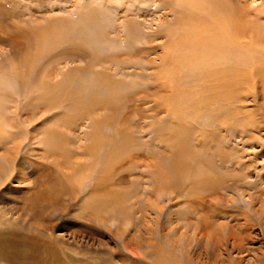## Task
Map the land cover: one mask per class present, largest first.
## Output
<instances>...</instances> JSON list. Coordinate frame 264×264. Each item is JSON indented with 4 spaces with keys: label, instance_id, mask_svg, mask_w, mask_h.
I'll return each instance as SVG.
<instances>
[{
    "label": "rangeland",
    "instance_id": "obj_1",
    "mask_svg": "<svg viewBox=\"0 0 264 264\" xmlns=\"http://www.w3.org/2000/svg\"><path fill=\"white\" fill-rule=\"evenodd\" d=\"M154 2L155 0H0V4L5 11L0 19V102L5 107L11 106L13 102L11 103L10 100L13 98L16 101L15 104L20 106L21 109L27 108L30 111L33 109V111L39 112L33 119L34 121H31L32 123L28 124L26 116L22 117L24 123L21 119L18 121L19 125H17L15 119V121H12L14 124L9 122V125L5 128L6 133H18L20 135L18 142L0 138V144H2L0 145V152L5 150L2 147L4 144L7 147L16 145L14 147L16 150H13L18 152V160L15 163L16 172H14L13 176H19L23 180L22 183L8 180V186L0 188V195H2L3 199L11 201L13 195L18 194L19 190H23L20 194L24 192L23 195L21 194L22 199L25 195L29 196L28 192L30 195L32 193L31 196L35 192H41L42 195L46 196L45 198H51L49 195L51 193L52 198L56 199L55 193L59 192L56 178L64 181L69 175L65 176L63 174L65 173V159L68 160V158H73L72 161L75 159L76 163L83 162V166L91 163V171L88 170L87 173H82L83 181L86 184L92 174H98L102 179L112 173H117L118 176H128L127 182L123 181L113 187V190L117 191L116 194L124 190V194L128 195V192L139 186V182L131 175L132 172H134V175L140 173L139 165L143 166L142 172L146 173L147 166L144 165L153 164V167H155L154 165L158 162H156V159L160 158L164 162L161 164L168 166L167 163L173 161L174 164L179 157H185L188 154L197 152L203 155L205 153V156H211V166L215 170L214 172L212 171L213 174L215 172H223L227 173V175L231 174L233 178L244 176L242 178H245L246 184L240 186V192L248 194L243 195V198L238 197V201L233 200L234 205L248 208L254 212L264 209V202L259 200L264 198V102L261 98L255 101L252 97L253 95L248 96L244 103L246 106L244 109L251 113V118L258 120L257 109L261 108L259 112L262 113L263 118L261 119L263 120L260 119L261 121L258 124H261L262 127L258 128L257 124L251 125L250 131L241 134V136H238V132L235 133L233 131L232 134H228L216 129L215 125H211L214 118H210L211 120L208 121L210 125L208 124L206 127L203 126L204 124L202 123L204 122L201 120L197 123L194 122L195 118L191 104H193L195 96L192 92L190 93V88L188 93H185L184 90V85L186 86L184 84L185 79L192 74L191 67L185 64L181 68L180 63L192 59L201 64L203 60L195 52L189 53L185 45L180 43V45H177V49L181 51L180 56H176L173 61L177 68L171 67L172 73L166 80L168 90L161 92L163 98L166 97L168 99L177 92V97L173 96L175 104V107L173 106L174 114L162 112V104V107L158 104L159 109H154L155 101L149 102V98L145 100L143 96L139 98V95L136 96L141 89H144L147 93L150 88L155 90L160 88H155L154 83L148 79L144 80V86L135 87L132 84L133 81L136 82L140 79L133 74L132 65L145 64L143 61L152 60L156 58L155 56H157L156 59H159L163 55V48L168 42V37L164 33L166 29L165 22H168V25L173 27L176 19L180 16L178 14V6L174 5V1H171L172 8H167L166 10L164 6H162L164 9L161 8L158 4L159 2H157L158 5ZM235 2L241 4L240 0H235ZM241 2L244 3L243 8L245 10L251 7L261 9L260 11L264 9V0H242ZM210 4L211 7L209 9L213 11V15H217V7L211 0ZM170 10L172 11L170 12ZM137 15L140 16L137 17ZM194 17H190L191 20ZM263 20L262 18H253V15L250 18V22L258 28H264ZM127 21L131 23L130 27H132L133 23H135L134 27L141 23L148 36L153 35L146 42L135 40L134 43L140 44L131 46V40L129 41L127 36L129 28L125 27H129ZM117 29L120 31L119 33H117L118 31L115 32ZM152 48L153 50H150ZM148 50L149 52L146 53ZM119 56L130 59L126 62H120ZM140 56L143 60H138ZM159 63H162V61H157V64ZM106 67H109V73L114 76L104 77L106 74L109 76L104 69ZM122 67L123 70L121 69ZM120 69L122 72L130 74L119 76L116 72ZM17 71L22 72V75H20L22 79H16V76H18L16 75ZM117 79L126 83L120 82L121 88L116 87L117 84L114 82ZM123 83L127 84L128 87H125L127 85ZM95 86L98 89L96 97L88 98V94L92 91L95 93L93 90ZM114 90L118 91L119 95L111 96L108 101L104 99L102 101L105 102L104 108H98L99 105H96V103L101 96L108 97V94L114 93ZM152 93V98H156L158 92L150 90V94ZM201 97L198 96L200 103L202 101ZM18 110L15 105L12 106L9 120H12L11 117L14 118L13 112ZM149 115L155 116L151 119L148 117ZM98 117L103 118V125H101L100 135L98 136L103 148L94 149L91 155H87L86 151L85 154H82V149L78 150L77 148L80 145L79 140L88 136L87 139L84 138L83 144L88 143L87 146L90 145L91 136L88 134L92 130L91 118L96 119ZM189 118L191 121L193 120V125L195 126L191 125ZM153 119H155L157 124V132L153 131L156 127L152 123ZM182 120L184 121L182 122ZM141 128L143 129L141 130ZM195 128H199L201 131H195ZM174 131H176V134L183 133L180 134V137H176V135L174 136ZM201 133L203 136L200 138L198 136ZM2 135L3 132L0 133V136ZM45 135L49 139L50 147L44 144L47 141L46 139L44 140ZM49 135L51 138L48 137ZM203 138L207 142V147H203L198 142L202 141ZM184 144L185 146H183ZM170 147L173 148L171 149ZM185 147L189 148L191 153L187 152L188 149H184ZM220 147L222 148L220 149ZM65 151L73 152L65 154ZM96 154L98 155L96 156ZM225 155L231 157L232 161L229 162L230 165L228 164L224 168L219 159L220 156ZM108 159L110 162L107 161ZM237 160L239 164L234 165L233 163ZM134 168L136 169L132 171ZM170 169L172 168L168 166L169 171ZM191 174L194 173L191 172ZM84 182L81 183L80 189L86 185ZM96 182L98 183L97 180L94 181V183ZM222 193L227 198L231 196L237 197L238 195L235 190L234 192L222 191ZM113 194L111 193L110 195L103 191L99 194L85 196L82 193L79 199L82 203L80 201V204L67 201L70 205L60 212L61 217L54 218L52 224H48V218L45 220V215H43L45 229L43 227L41 230L44 235L50 234L49 237H53L51 239L55 242H52V244L55 249L57 248L55 252L58 251L61 257L58 262L51 258L46 248L44 249L46 252L42 254L41 250L43 247L37 246L40 243L36 242L35 239H40V242H43L50 238L48 239L46 235L47 239L43 238L38 229H35L34 226L33 228L29 227V223L33 221L31 210L27 212L30 214L27 220H23L24 215H22V218H18V214L26 213L23 210L17 211L18 205L23 209L26 204L12 200V203H16L17 209L10 211L9 218L12 217L11 221L14 220V222L17 220L15 223L20 224V226H17V224L13 227L9 225L0 226V249H3L0 250V255L4 258L2 259L0 256V264H55V262L56 264H62L64 260H66L65 264H80L78 261H81L82 257L96 258L97 251L103 256L104 261L108 260L110 262L109 264H158L159 260L166 262L164 259L167 257L175 259V262H173L172 258H167L168 261L172 259L173 263L179 261L178 264H180L182 261L179 256L180 252H175L176 250L169 245V241L172 239V233L170 234L169 229L173 228L174 234H177L175 236L178 238L183 237L181 232H190V230L186 229L179 230L178 224L180 221H174L181 205H176L175 201L165 200L164 197L160 201L161 206H164L163 214L154 213L155 211L153 210V215L148 217L149 220L144 221V228L139 227V222L142 223L140 217L151 206V203L148 204L147 199L144 198L145 194L140 202L133 203L132 208L126 203L124 207L122 206L123 211L132 210V216L136 218L137 222L133 227L129 228V233H126L125 237L136 235L135 242L140 239L145 240L143 243L151 240V243L156 247L150 249L147 254H144L143 251H138L135 254L133 251L123 247L119 239L114 236L115 225L106 221L112 214L111 211L114 210L115 194ZM253 197L255 198L253 199ZM64 198L58 197L60 201L62 199L61 202H65ZM115 200L117 202V199ZM26 201L29 200L26 199ZM134 201L137 200L133 199ZM250 201L252 202L251 206L248 203ZM83 202L86 204H83ZM54 204L58 203L55 201ZM9 206L7 208H10ZM59 206L62 207L61 205ZM154 208L157 209L156 206ZM77 212L80 213L79 216ZM81 215L86 217L90 215L92 220H88L84 216L81 217ZM254 217L258 225L249 231L251 234L245 240L246 245L242 255L244 258L243 264H251L255 259L263 260L264 214ZM167 219H173V221L168 222L169 220ZM54 223L56 225L53 227ZM51 229L55 231L52 232ZM148 229H153L154 235L149 233ZM168 232L167 237L164 234ZM41 239L45 240L42 241ZM160 248L163 249V252H166L163 253L162 250H159ZM166 249L168 252L171 251L168 253L169 256L166 254ZM171 249H173V253ZM225 250L226 252H222L223 255L220 258H226L229 254L236 257L237 252L232 251L230 246H226ZM160 251L162 253H159ZM154 252L155 254H153ZM66 254H68V257ZM186 263L185 261L183 262V264Z\"/></svg>",
    "mask_w": 264,
    "mask_h": 264
},
{
    "label": "bare ground",
    "instance_id": "obj_2",
    "mask_svg": "<svg viewBox=\"0 0 264 264\" xmlns=\"http://www.w3.org/2000/svg\"><path fill=\"white\" fill-rule=\"evenodd\" d=\"M171 1H174V5L178 6V9H179L178 14L180 16L176 19V23L174 24L173 27H170L171 25H168V22H165L166 29L164 33L168 37V42L163 48V55L160 56L159 59H156L157 56H155L156 58H153L152 60L143 61L145 64L141 63V64L132 65L133 72H134L133 74L137 75V78L140 79L139 80L140 82L139 81H136V82L133 81V83L131 82L135 87L139 88V87H142V85L144 86L146 79H148L149 81H152V83H154L155 88H160V89L155 90L154 88L153 89L150 88L149 90H147L148 91L147 93L144 91V89H141V91H138L136 96L139 95L138 98L143 96L145 100L149 98L150 100L147 99L149 102L155 101L156 104L153 103L154 109H159L158 108L159 105L161 106L162 104L163 106L162 112H166V113L170 112L172 113V115L174 114L173 108L175 107L174 106L175 104H174L173 96H176L177 92L173 96H171V98L169 97V99L166 97L163 98V96L161 95V92L163 90L165 91L168 90L166 80L168 79L169 75L172 73L171 67L177 68V66H175L174 65L175 63L173 62L174 58L176 56H180V53H181V51L177 49V45H180V44L185 45L189 53L195 52L196 55H198V57H200L203 60L201 64L195 62V60H192V59L187 62L184 61L180 63V66H182L181 68H183L185 64L186 66L188 65L189 67H191L192 74H190L185 79L184 84H186V86L184 85V90H185V93H188L189 88H190V93L192 92L195 96L193 99V104H191V109L193 110V116L195 118L194 122L197 123L201 120L202 122H204L202 123L204 124L203 126L206 127L208 124L210 125L208 121L214 118L213 123L211 122V125H215L216 129L224 131L228 134L229 133L232 134L233 131L235 133L238 132L239 133L238 136H241V134L250 131L251 125L254 126L257 124V127L261 128L262 127L261 124H258V122L263 120L261 119L263 118V115L262 113L259 112L261 108L257 109L259 119L254 120L253 118H251V115H250L251 113L247 112L244 109V107H246L244 103L246 99L248 98V96H251V95H253L252 97L255 99V101H258V99L261 98L264 102V28H258L250 22V18L252 17V15H253V18L264 19V9L260 11L261 9H256V8L251 7L245 10L243 8L244 3L241 2L242 0H240L241 4H239V2H235V0H211V2L217 7L216 10L218 11L217 15H213L214 14L213 11L209 9L211 7L210 0H159V1L155 0L154 3L157 4V2H159L158 4L161 6V8L164 9L162 7L164 6L166 10L167 8L169 9L172 8ZM171 11L172 10H170V12ZM189 11L190 13H188ZM4 12H5L4 8L0 4V19L3 17L2 14H4ZM138 16L140 15H137V17ZM192 16L194 17V19L191 20ZM130 24L131 23H129V27L128 26H125V27L129 28V31H128L129 33L127 36L129 38V41L131 40L130 41L131 46L133 45L135 46V44H140V43H134L135 40H138V42L139 41L146 42V40H148L153 35L152 34L148 36V34L144 30V27L142 26L141 23L135 27H134L135 23L132 24V27H130L131 26ZM115 32L119 33L120 31L117 29ZM150 50H153V48ZM148 52L149 50L146 51V53ZM115 53H118V52H115ZM183 53L186 54L185 51H183ZM149 54L151 55V53ZM119 57H120V62L121 61L126 62L128 59H130V58H121V56ZM116 58L119 59L118 57ZM138 60H143V59L140 56ZM157 61H160V62L162 61V63L157 64ZM104 69L109 74V76L106 74L104 76L105 78L114 76V75H111V73H109L110 72L109 67H106ZM121 69L123 70V67ZM121 69L116 72V74H118L119 76H123L124 74H126L127 76V74H130V73L122 72ZM150 70L151 71L153 70V72H151ZM16 75H18L16 76L17 80L22 79V77L20 76L22 75V72L17 71ZM0 76H1V73H0ZM120 82L126 83L125 81H120L119 79H117L114 82L115 84H117L116 87L121 86L119 85ZM124 85H127V84H124ZM192 85H193V88H192ZM0 86H1V78H0ZM125 87H128V85ZM93 90L95 93H93V91L91 93L89 92L90 94H88V98L96 97V94H97L96 91L98 90L97 87L96 86L93 87ZM150 90L157 91L158 93L156 94V96L157 97L160 96V98L158 99L157 97L152 98L153 93L150 94ZM14 92H15V89H14ZM113 92L114 93L108 94V97L101 96L102 95L101 93L100 95L101 98L96 103V105L100 106V107L98 106V108H102V109L104 108L103 106H105V102H102L104 99L108 101L111 96L119 95L118 91L114 90ZM198 96H202L201 103L198 100ZM162 99L163 101H161ZM179 100L181 101V99ZM10 101L11 103L13 102L12 105L9 102L11 106L8 105L6 107L0 102V128H1L0 133L3 132V135L0 136V138L9 139L12 141L15 140L14 142H18L19 140L18 138L20 136L18 133H6L7 131L5 128H7V126L9 125V122L13 123L12 121L16 120L17 125H19L18 121L21 119V121L24 123L22 117L26 116L27 117L26 121L29 124L31 121H34L33 119L36 117L37 114H39V112L37 113L35 110L33 111V109L32 111H30L27 108L21 109L20 106L15 104L16 101H14L13 98ZM14 105L16 109H19V110L17 112H13L14 118L11 117L12 120H9V113L11 112V108ZM154 116L155 115H149L148 117L152 119L154 118ZM91 119H92V127H91L92 130L88 134L91 136L90 145L87 146L88 143L83 144L84 138L85 139L88 138V136H86V137L80 138L79 140L80 145L77 147L78 150L82 149L81 150L83 151L82 154L83 153L85 154V151H86L87 155L88 154L91 155L94 149L97 150V148H101V149L103 148L101 146V143L98 140V136L100 135L99 131L102 127L101 125H103V122H102L103 118L98 117L96 119H93V118ZM184 120H182V122ZM194 122L192 120L191 125H193ZM152 123L153 125H156L153 131L157 132V124H156L155 119L152 120ZM142 129L143 128H141V130ZM134 131H135V128H134ZM195 131L200 132L201 129L195 128ZM174 133H175L174 136L176 135V137L178 136L180 137V134H182L183 132H181L180 134L179 133L176 134V131H174ZM45 136L46 137L44 138V140L46 139L47 141L44 142V144L46 146H49V139L47 138V135ZM202 136L203 134L201 133L200 136L198 137L201 138ZM48 137L51 138L50 135ZM198 142H200L203 147H207V142L204 140V138L202 139V141H198ZM183 146H185V144ZM2 147L5 150L3 152H0V188L1 187L6 188L8 186L7 184L8 180L10 181L14 180V182L16 183L18 182L22 183L23 180L19 176L18 177H16V175L13 176L14 172H16L15 163L18 160V157H17L18 152H15L13 150L15 149L14 147H11V146L7 147L5 146V144ZM221 148L222 147H220V149ZM184 149H188L187 152L191 153L189 148L185 147ZM72 152L73 151H70V152L65 151V154L66 153L69 154ZM97 155L98 154H96V156ZM225 156H220V159H219L220 163L224 165V168L226 165L229 164V162L232 161L231 157H228L227 155ZM152 157H153V154H152ZM72 159L73 158H68V160L65 159V168H64L65 173L63 174L65 176L69 174L66 177V179L62 181L63 179L56 178L57 184L59 185L58 186L59 192L55 193L57 197L56 199L52 198L51 193L49 194L51 196V198L49 197L50 199L45 198L46 196L42 195L41 192H35V193L33 192L34 193L33 196H31L32 193L30 195L28 192L29 196L25 195L22 199L21 194L23 195L24 192L20 194V192L23 190H19L18 194L13 195L12 200H16L18 202H22L26 204V207L22 209V207L18 205V209H17V205L15 202L12 203L11 202L12 200L11 201L5 200L2 198V195H0V201H1L0 226L9 225L13 227L15 224H17V226L18 225L20 226V224L15 223L17 220L15 222L14 220L11 221L12 217L9 218L10 211L11 210L15 211V209H17V211L23 210V212H26V213L18 214L19 216L18 218H22V215H24L23 220H27V217L30 215L27 212L31 210V217L33 221L32 223H29L30 224L29 227L33 228L34 226L35 229H38V231L41 233L43 238L45 237V235L48 236V239L50 238L49 240H46V241H43L45 239L43 240L41 239L43 242H40V239L39 240L35 239L36 242L40 243L37 246L43 247V249L41 250L42 254L46 252L44 250L46 248L51 258L57 260L58 262L59 260H61V257L58 254V251L55 252L57 248L55 249V247L52 244V242H55L54 240L52 241L51 239L53 237H49L50 234L44 235L41 230L43 229V227L45 229V225L43 224L44 223L43 215H45L44 217L45 220L48 218V221H47L48 224H52L54 218L57 219L58 216L61 217L60 212L66 209L70 205V203L68 204L67 201L79 203L80 201L79 199L82 193L85 196H87V195H92V194H99L104 191L105 193H109L110 195L111 193H114L115 199H117V202L114 199V202H113L114 210L111 211L112 214H110V217H108V220H106L108 222H111V224L115 225L114 236L117 239H119V241L122 243L124 248L130 251H133L135 254H137L136 252L138 251H143L144 254H147V252H149L150 249H153L155 247V245L151 243L152 242L151 240H147L145 243H143V241L145 240H142V239H140L138 242H135L136 235L127 236V238L125 237V234L129 233V228L133 227L134 224H136L137 222H136V218H133L132 216V210L127 208L128 210L123 211L122 206L124 207L126 203V205L131 206L132 208L133 203L140 202L143 199V196L145 194L144 198L147 199L148 204L151 203V206L149 205L150 207H148V210L144 212L143 216L140 217V220L142 221V223L139 222L140 224L139 227L144 228V225H145L144 221L149 220L148 217L153 215V210L155 211L154 213H157L160 215L163 214L164 206H161L160 201L161 199L165 197V200L175 201L176 205H181L178 213L176 214L174 218V221L176 222L180 221L178 224L179 230L180 229L190 230L189 233L181 232V236L183 237L178 238L177 236H175L177 234H174V229L173 228L169 229L170 234L172 233L171 234L172 239L171 241H169V245L173 249L176 250L175 252L177 251L180 252L179 253V256L181 258L180 260H182L180 264H183L184 261L185 263L188 262L191 264H243L242 261L244 260V258L242 257V255L244 254V247L246 245L245 240L249 238L251 234L249 231L253 230L254 227L258 225L254 216H258V215L262 216L264 214V209H262L259 212L258 211L254 212L253 210H250L248 208H244V207L233 204L232 202L233 200L238 201V197L243 198V195L248 194L246 192H242V193L240 192L241 191L240 186H243L244 184H246L244 180L245 178H242L244 176L233 178L231 174L227 175V173H223V172H220V173L215 172V174H213L215 170H213V167L211 166L212 158L209 155L205 156V153L203 155V154L196 152L194 154H188V156H185V157L183 156L179 157L177 160H175L174 164H173V161L171 160L172 162L167 163L168 166L172 168L170 169V171L168 170L167 165L161 164L163 161H161V159L159 158V159H156V162L157 161L158 162L157 163L155 162L156 163V165H154L155 167H153V164L144 165V166H147L145 170L146 173L142 172L143 166H140V165L138 167V169H140V173L138 175H134V172L131 173V175L134 176V179H136L139 182V186L138 188L132 189L130 192H128V195H129L128 196L127 194H124L125 191L121 190L120 188L119 189L121 191H119L117 194H116L117 191H114L115 189L113 190V187L116 186L117 184H120L123 181L127 182L128 176L126 175L118 176L117 173H112V174L107 173L110 175H107V177H104L102 179L100 175L96 174L98 175L96 176L95 174H92V176L90 177V179H88L89 181H87V184H86L83 181L84 178L82 177V173H85V172L87 173L88 170H90L91 163H89L90 165L83 166V162H81L82 164L76 163V160L74 159V161H72ZM109 159L107 160L108 162H110ZM92 164L94 165V163ZM233 164L234 165L239 164L238 160L235 161ZM135 169L136 168L132 169V171H134ZM103 170L102 172L105 174ZM191 172H193L194 174H191ZM85 176H87V174H85ZM95 180H97L98 183L97 182L94 183ZM82 182H84L86 185L83 186L82 189H80V185ZM234 190L238 192L237 197L231 196L230 198H227V197H224L222 193V191L234 192ZM69 196L71 197L69 198ZM58 197L62 199L65 197L64 198L65 202H61L62 199L60 201ZM254 198L255 197H253V199ZM26 199H28L30 202L26 201ZM133 199H136L137 201L133 202ZM259 200L261 202H264V198L259 199ZM55 201L62 207H60L58 204L55 205L54 204ZM80 202L82 203V201ZM248 203L251 206L252 202L250 201ZM83 204H86V203L83 202ZM8 205H10L9 206L10 208H7ZM155 206L157 207V209L154 208ZM77 215L79 216L80 213H78ZM83 216L84 218L88 220H92L90 215H87V217L85 215H81V217ZM172 221L173 219L169 220L168 222H172ZM34 222H36L37 225H35L36 223L34 224ZM263 223H264V219H263ZM55 225L56 224L54 223L53 227ZM53 231L55 230H52V232ZM148 232L154 235L153 229H148ZM168 234L169 232L167 234L165 233L164 235L167 236ZM133 238L134 240H132ZM226 246H230L232 251L237 252L236 257L229 254L226 256V258H220V256L223 255L222 252H226L225 250ZM173 249H171L172 253H173ZM0 250H3V249H0ZM159 250H162L163 252L162 248H160ZM162 252L160 251L159 253H162ZM170 252H168L167 250L166 254ZM96 254H97L96 258L90 259V258L82 257L83 259H81V261H78V262L80 264H109L110 263L108 260L106 261L103 260V256H101L99 251H97ZM153 254H155V252ZM66 255L68 257V254ZM167 258L164 259V261L166 262L159 260L158 264H172L173 262H175V259H173L172 257L170 258L174 260L173 262H172V259L168 261V259L170 258L168 259ZM262 258L263 260L255 259V261L251 262V264H264V254ZM65 261L66 260H64V263L62 264H65ZM169 262H172V263H169ZM178 262L173 263V264H178Z\"/></svg>",
    "mask_w": 264,
    "mask_h": 264
}]
</instances>
